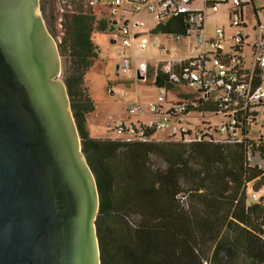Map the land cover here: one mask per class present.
<instances>
[{
  "label": "trees",
  "instance_id": "obj_1",
  "mask_svg": "<svg viewBox=\"0 0 264 264\" xmlns=\"http://www.w3.org/2000/svg\"><path fill=\"white\" fill-rule=\"evenodd\" d=\"M93 1L46 3L83 153L98 184L102 264H264V200L252 204L247 192L251 183L255 194L264 186V170L250 161L264 162V142L236 143L229 136L225 142L133 143L90 134L97 105L87 76L100 53L93 33L113 24L98 19ZM185 29L174 19L155 32ZM160 69L150 65L148 84L157 88L164 84Z\"/></svg>",
  "mask_w": 264,
  "mask_h": 264
},
{
  "label": "water",
  "instance_id": "obj_2",
  "mask_svg": "<svg viewBox=\"0 0 264 264\" xmlns=\"http://www.w3.org/2000/svg\"><path fill=\"white\" fill-rule=\"evenodd\" d=\"M42 0H0V264H102L100 195Z\"/></svg>",
  "mask_w": 264,
  "mask_h": 264
},
{
  "label": "built area",
  "instance_id": "obj_3",
  "mask_svg": "<svg viewBox=\"0 0 264 264\" xmlns=\"http://www.w3.org/2000/svg\"><path fill=\"white\" fill-rule=\"evenodd\" d=\"M96 2L97 0L91 3L94 6ZM111 2L117 8L129 5L135 16L144 10L157 15V25L152 31L156 35L153 44L142 34L135 33V27L139 28V24L134 23L135 17L132 21L113 16L111 28L113 41L122 46L119 70L128 75L129 81L148 84L150 62L154 61L159 64L164 76V84L158 87L157 103H153L149 110H145L139 102L130 101L128 92H124L123 96L128 100L129 119L115 121L112 124L110 132L117 135L114 139L151 143L159 131L170 128L174 123H182L184 118L193 114H199L221 115L224 122L219 129H213L210 124L204 123L195 131L190 127L174 126L169 141L225 142L231 136L232 138L227 141L232 140L231 142L236 143L248 141L257 145L264 142V135L258 131L260 127L264 128V40L261 39L254 45L253 69L247 70L241 55L247 39L241 35L234 38L232 52L226 53L223 45L226 39L225 31L218 29L215 37H209L206 32L210 13L218 14L221 7L227 5L233 6L230 12L233 27L242 26L244 7L242 0H203L202 4L199 0H111ZM174 19L183 20L185 32L177 33L173 30L170 33L155 32L158 26H164ZM190 33L195 35L199 48L196 49L193 43L188 44V49L193 54L184 57L170 50L161 39L163 36L167 42L176 40L183 44V40L190 36ZM135 41L142 52L154 47L162 52L164 58L146 60L136 57L132 53ZM171 86L177 87L178 90ZM181 88H195L197 91L193 95L182 94ZM170 92L178 94L181 101L165 105ZM210 105L213 111L206 110ZM205 106L207 107L203 111ZM143 116L148 120H143L141 118ZM131 117L136 120H132ZM250 161L253 166L258 161L262 162L260 157H251Z\"/></svg>",
  "mask_w": 264,
  "mask_h": 264
},
{
  "label": "rangeland",
  "instance_id": "obj_4",
  "mask_svg": "<svg viewBox=\"0 0 264 264\" xmlns=\"http://www.w3.org/2000/svg\"><path fill=\"white\" fill-rule=\"evenodd\" d=\"M96 1V0H95ZM203 3V0H199ZM243 7V24L240 27H233V21L230 19V12L233 8L230 6H222L220 13L214 14L210 13L208 22L206 25V32L209 37H215V32L220 29L225 31L226 39L223 41V45L226 53H231L234 46L233 39L238 36H243L247 39L245 47L243 49L242 57L245 62V67L247 70L253 69L254 61V45L260 42L261 39L264 40V0H242ZM43 0L41 1L42 5ZM94 14L98 19L112 20L113 16L121 19L122 17L130 19L134 23L139 24V28L135 27V33L142 34L145 36L151 44L154 43L156 35L152 33L157 25V15L150 13L148 10H144L135 16L129 5L117 8L112 5L111 0H104L97 2L91 7ZM89 9V8H87ZM42 12L45 19L48 21L49 18L54 15L51 13L50 5L47 3L46 8L42 6ZM46 21V22H47ZM48 24V23H47ZM261 28V29H260ZM260 30H262L260 32ZM187 38L183 40V44L178 43L176 40L173 42H167L165 37H161L163 43L170 48V50L175 51L180 56L184 57L193 54L188 49V44L193 43L195 48H199V44L195 35L189 34ZM114 40L111 28L109 30H103L99 27L95 28L93 33V41L99 48V58H97L92 72L89 74L88 78L93 82L92 97L95 101L98 111L101 116V124L96 127L102 130L100 132V138H116L117 135L112 132H107L109 124L114 121L128 120L129 114L127 111L128 100L124 98V92H128L129 100L132 102H139L145 110H149L150 106L157 103L158 88L147 83H135L128 80V75L121 70L119 66L122 60V46L120 43H113ZM132 53L140 59H155L157 57L164 58L162 52L154 47H151L148 51L142 52L138 48V42L135 41L132 48ZM151 65V64H150ZM157 66L159 64H156ZM90 84V83H89ZM112 86V90H109ZM112 91V92H111ZM195 88H181L180 93L193 95L196 93ZM181 98L178 94L170 92L168 94V103H179ZM132 118V117H131ZM143 120L147 121L146 116H143ZM132 120H136L132 118ZM182 123H174L168 129L159 131L155 137V142H168L172 137L173 127H190L195 131L198 127H202L203 124H210L213 129L218 128L224 122V117L221 115H199L193 114L187 118H184ZM258 131L264 135V128L260 127ZM129 137L130 136H126ZM125 137V138H126ZM256 138V137H255ZM256 164L264 170V162ZM248 196L249 201L252 204H258L264 200V186L255 194V183H251L248 186ZM255 196V197H254Z\"/></svg>",
  "mask_w": 264,
  "mask_h": 264
},
{
  "label": "crops",
  "instance_id": "obj_5",
  "mask_svg": "<svg viewBox=\"0 0 264 264\" xmlns=\"http://www.w3.org/2000/svg\"><path fill=\"white\" fill-rule=\"evenodd\" d=\"M139 26H140V25H139ZM112 42L115 44L114 41H112ZM177 42H178V41H177ZM169 43H170V42H169ZM178 43H179V42H178ZM189 51H191V50L189 49ZM157 58H159V57H157ZM148 60H152V59H148ZM154 63H157V62L151 61V62H150L151 66H153ZM119 67H120V66H119ZM91 72H92V70H91ZM91 72H90V73H91ZM90 73H89V74H90ZM89 74H88V76H89ZM88 76H87V79H88V81H89V83H90V86H93V84H92L93 82H91V80L88 78ZM112 89H113L112 86H110L109 90H112ZM111 92H112V91H111ZM141 118H143V117H141ZM112 122L114 123L115 121L113 120ZM99 124H101V116H100V113H99L98 108H97V109H96V112L90 116V118H89V126H88L89 131H90V134H91L93 137H95V138H100V136H101L100 132H102V130H99L100 128L96 127V125L98 126ZM107 132H108V133L110 132V131H109V128H107ZM109 138H112V137H109ZM113 139H114V138H113ZM258 163H259V161H258ZM260 163H262V162H260ZM255 166L258 167V168H260L256 163H255Z\"/></svg>",
  "mask_w": 264,
  "mask_h": 264
},
{
  "label": "flooded vegetation",
  "instance_id": "obj_6",
  "mask_svg": "<svg viewBox=\"0 0 264 264\" xmlns=\"http://www.w3.org/2000/svg\"><path fill=\"white\" fill-rule=\"evenodd\" d=\"M46 1H51V2H52L53 0H43V2H42V6H43L44 8H45V4H47Z\"/></svg>",
  "mask_w": 264,
  "mask_h": 264
}]
</instances>
